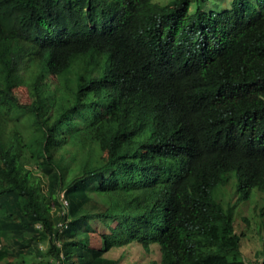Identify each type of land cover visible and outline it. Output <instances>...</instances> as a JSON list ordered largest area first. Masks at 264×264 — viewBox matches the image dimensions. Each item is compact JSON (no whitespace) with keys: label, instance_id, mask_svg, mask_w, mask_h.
Segmentation results:
<instances>
[{"label":"trees","instance_id":"16d2710c","mask_svg":"<svg viewBox=\"0 0 264 264\" xmlns=\"http://www.w3.org/2000/svg\"><path fill=\"white\" fill-rule=\"evenodd\" d=\"M202 1L0 0V264H264V0ZM75 139L99 157L66 182Z\"/></svg>","mask_w":264,"mask_h":264},{"label":"rangeland","instance_id":"374dc122","mask_svg":"<svg viewBox=\"0 0 264 264\" xmlns=\"http://www.w3.org/2000/svg\"><path fill=\"white\" fill-rule=\"evenodd\" d=\"M172 0H152V2L157 4H168ZM233 0H203L201 2L202 8L204 11L209 12L213 11L214 13L223 11L226 7H231ZM197 7V2L193 1L190 6V11H195ZM12 121L20 128L21 133L23 134L25 141H26V149L25 153L22 156V162L23 164L33 169L35 172H38L42 177V189L44 191L47 190V175L51 171V167H45L41 164L40 159L37 157L36 149L38 147V144L36 142L37 138L41 135V131H37L34 126L31 117L29 114L19 111V109L14 110L12 112ZM60 153L63 154L64 158L60 160V163L62 165L63 174L65 177V181L69 182L70 180L74 179V177L79 172L81 166L84 163H92L95 162L99 157V152L97 148L93 145L85 144L81 142L79 139H75L70 143H67L65 146H63L60 150H58L55 154V156L58 158ZM91 190V193H89V190L87 189V192L84 189V185L82 182H73V184H69L66 188V190L63 192L64 198L68 200L69 205H71L73 208H76L80 202L85 201L87 197L94 196V185L90 186L89 188ZM96 195V194H95ZM64 201V200H63ZM62 209L63 207L54 206V215L56 219H59L62 217ZM93 228L98 233H107L109 232V229L107 228L106 224L102 221H99L98 219H95L92 221ZM14 225L13 221L11 219H5L4 221V232L3 235H7L9 232V229ZM97 237H99L98 234H96ZM6 238V237H5ZM3 239L4 242H6L8 239ZM99 239V238H98ZM2 239H0V248L3 246L5 247L4 242H1ZM35 260H38L42 264H45V261L41 258H34ZM229 264V263H227ZM233 264H245L243 262H237Z\"/></svg>","mask_w":264,"mask_h":264}]
</instances>
